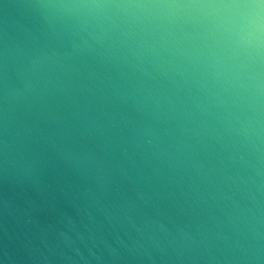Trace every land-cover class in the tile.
I'll list each match as a JSON object with an SVG mask.
<instances>
[{"label": "water", "instance_id": "95a60500", "mask_svg": "<svg viewBox=\"0 0 264 264\" xmlns=\"http://www.w3.org/2000/svg\"><path fill=\"white\" fill-rule=\"evenodd\" d=\"M0 264H264V0H0Z\"/></svg>", "mask_w": 264, "mask_h": 264}]
</instances>
